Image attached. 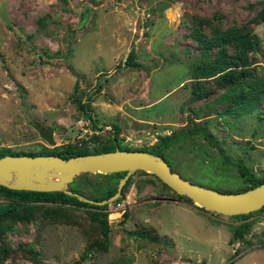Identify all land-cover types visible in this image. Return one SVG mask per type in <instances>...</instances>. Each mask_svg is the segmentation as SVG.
<instances>
[{
    "label": "rangeland",
    "instance_id": "1",
    "mask_svg": "<svg viewBox=\"0 0 264 264\" xmlns=\"http://www.w3.org/2000/svg\"><path fill=\"white\" fill-rule=\"evenodd\" d=\"M263 6L264 0H0V150L35 154L65 143L92 150L114 138L131 150L148 149L160 136L202 125L217 146L201 134L184 137L164 151L171 169L199 186L240 192L248 184L218 149L264 177V101L238 112L227 108L230 89L201 99L192 85L215 54L207 39L236 27L258 36L249 55L264 78V22L257 15ZM33 124L51 126L55 145ZM100 174L83 172L74 182L86 193L89 183L119 188L122 178ZM125 175L122 205L113 200L101 211L106 235L94 208L41 204L30 219L5 220L0 264H264V205L222 215L155 174ZM6 202L0 194V205ZM135 230H153L158 239ZM237 230L242 239L233 237Z\"/></svg>",
    "mask_w": 264,
    "mask_h": 264
},
{
    "label": "trees",
    "instance_id": "2",
    "mask_svg": "<svg viewBox=\"0 0 264 264\" xmlns=\"http://www.w3.org/2000/svg\"><path fill=\"white\" fill-rule=\"evenodd\" d=\"M258 20L264 22V6L261 11L257 14ZM258 43V36L254 34L251 29L240 30L239 28H232L226 32L217 34L214 38L207 39V44L216 47L213 58H209L202 64V67L198 69L197 80L192 85V93L195 98L205 99L209 97L216 89L227 90L230 89L227 94L229 96L230 105L227 108H232L243 112H251L259 107L264 101V78L258 77L251 67L253 57L249 55V51L252 52L256 49ZM206 45V44H205ZM132 58V55H129ZM131 64L132 62H126ZM206 78V80H204ZM211 78V79H208ZM212 82V84H211ZM79 109L82 114L94 124V127H99L96 124V120L93 117L91 109L88 103H79ZM201 134L207 141L213 146H217L212 135L208 132L207 128L202 125H195L189 129L180 132H172L167 135L160 136L155 144L150 146L148 149L143 148L150 154L163 157L168 164L170 161L164 155L165 149L171 144L184 139V137ZM80 148L65 143L57 146L54 151H44L40 153H23L27 155H57L65 159L79 156L88 153H103L115 150H131L126 146H123L117 141V138L108 144H103L99 148ZM220 155L225 159L224 161L233 164L237 167L240 177L248 184V187L240 190L245 191L253 188L264 182V177H257L249 171L244 165L238 162H232L227 154L219 147ZM18 155L20 153L10 152L6 150H0V157L4 155ZM171 166V165H170ZM86 173V172H85ZM126 174V171L100 174L109 175L112 178L121 179ZM76 177L68 183L67 188L64 190H26V189H11L6 186L0 185V194L7 197L8 202L0 205V231L4 225L5 220L8 218L19 217V214H23V217L30 219L32 217L33 208H38L41 204L52 203L59 205H72V206H85L88 208H94L93 213L96 215L94 219L101 223L105 235L109 230L106 213L102 212L106 209L107 204H94L85 201L83 198L87 197L94 201H102L111 197L117 192V187L114 185L113 188H103V184H90L92 190L86 193L81 187L75 184ZM128 180L122 186L121 192L115 201H120L124 197V190L128 185ZM71 193H70V192ZM244 225V224H240ZM239 225V226H240ZM238 226V227H239ZM234 231L233 237L242 239L241 233ZM132 233L139 234L147 237L152 241L158 239L154 231L148 230H135Z\"/></svg>",
    "mask_w": 264,
    "mask_h": 264
},
{
    "label": "water",
    "instance_id": "3",
    "mask_svg": "<svg viewBox=\"0 0 264 264\" xmlns=\"http://www.w3.org/2000/svg\"><path fill=\"white\" fill-rule=\"evenodd\" d=\"M33 128L47 144L55 145L54 130L51 126L33 124ZM138 169L155 174L178 194L186 195L200 207L222 215L245 214L264 205V182L241 192L217 191L180 177L163 157L144 150H115L67 159L57 155H4L0 157V185L19 190H64L76 175L83 172L127 173ZM58 173H67V176L63 177L61 184L57 186H38L32 183L40 180L45 174ZM126 179L127 175L121 179L117 192L106 200L83 199L100 205L111 202L119 197Z\"/></svg>",
    "mask_w": 264,
    "mask_h": 264
},
{
    "label": "bare ground",
    "instance_id": "4",
    "mask_svg": "<svg viewBox=\"0 0 264 264\" xmlns=\"http://www.w3.org/2000/svg\"><path fill=\"white\" fill-rule=\"evenodd\" d=\"M65 176H67V173L45 174L40 180L32 181V183L38 186L54 187L61 184Z\"/></svg>",
    "mask_w": 264,
    "mask_h": 264
},
{
    "label": "built area",
    "instance_id": "5",
    "mask_svg": "<svg viewBox=\"0 0 264 264\" xmlns=\"http://www.w3.org/2000/svg\"><path fill=\"white\" fill-rule=\"evenodd\" d=\"M122 203H123V202H121V201H118V202L116 203L117 207L121 206V205H122Z\"/></svg>",
    "mask_w": 264,
    "mask_h": 264
}]
</instances>
